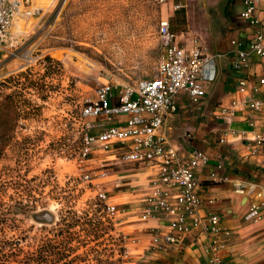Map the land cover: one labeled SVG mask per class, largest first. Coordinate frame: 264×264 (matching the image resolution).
I'll return each mask as SVG.
<instances>
[{"label": "rangeland", "instance_id": "1", "mask_svg": "<svg viewBox=\"0 0 264 264\" xmlns=\"http://www.w3.org/2000/svg\"><path fill=\"white\" fill-rule=\"evenodd\" d=\"M169 1L68 0L11 30L9 51L0 52V245L17 256L9 264H36L42 244L47 264H152L136 216L111 221L97 188L79 179L76 157L93 121L80 119V109L106 76L134 83L156 75L162 18L172 16L184 44L198 37L211 53L219 41L209 32L222 28L213 21L224 16V0H184L188 26ZM130 167H113L119 183L102 189L127 210L141 188L128 184L139 179Z\"/></svg>", "mask_w": 264, "mask_h": 264}, {"label": "built area", "instance_id": "2", "mask_svg": "<svg viewBox=\"0 0 264 264\" xmlns=\"http://www.w3.org/2000/svg\"><path fill=\"white\" fill-rule=\"evenodd\" d=\"M67 1L0 0V52L9 51L3 44L12 38L11 30L19 21L28 23L46 12L52 14ZM244 5L241 18L256 28V33L247 45L232 41L235 51L231 66L235 72L250 73L258 61L261 72L254 82L238 78L237 94L219 103L211 120L229 121L218 130L219 144L238 147L243 159H261L264 163V33L258 15L264 9V0H244ZM158 33L163 53L154 77L127 83L108 75L95 96L81 107L80 119L90 118L96 123H87L81 135L76 157L78 177L97 188V198L104 203L102 210L114 222L128 213L126 204L115 203L111 191L102 189L107 183L118 185L119 177L110 173L113 167L131 166L147 188L144 213L167 222L168 231L160 238L164 248L177 247L197 235L207 264H231L222 239L231 233L223 230L217 214L207 213L202 206L198 176L209 167L210 158L199 149L183 153L166 135L168 119L181 110L179 95L187 94L198 112L206 110L205 85L215 82L217 59L222 55L208 52L198 37L189 45L178 41L168 17L161 19ZM237 122L245 123L247 129L234 128ZM213 168L211 181L229 180L222 174V160L217 159ZM232 185L235 192L249 199L245 221H263L264 188L243 179L232 180Z\"/></svg>", "mask_w": 264, "mask_h": 264}, {"label": "crops", "instance_id": "3", "mask_svg": "<svg viewBox=\"0 0 264 264\" xmlns=\"http://www.w3.org/2000/svg\"><path fill=\"white\" fill-rule=\"evenodd\" d=\"M177 1L178 3L175 4ZM183 2L184 0L169 1L171 6L174 5L172 11L174 17L179 10L184 11L180 26H188L190 23L186 10L188 5ZM176 6L180 8L175 9ZM219 8L224 9V16L218 19V22H213L222 28L215 34L212 31L209 34L212 39L219 38L216 44L213 42L211 53L220 54L222 57L217 59L215 82L205 85L206 110L198 112L191 105L187 94L179 95L178 104L181 110L168 119L166 135L169 142L179 147L183 153L199 149L210 158L211 164L198 176L201 182L200 195L204 210L207 213L217 214L221 219L223 230L231 233L229 237L225 235L222 237L228 262L231 264H264V220L263 224L258 225L245 221L249 199L235 192L232 185V180L243 179L264 188V163L261 159L245 160L238 147L219 144L218 130L224 129L229 121L218 123L211 120L215 107L237 94L238 78L246 77L248 81L254 82L261 72L258 61L254 63L250 73L235 72L231 66L235 51L232 41L236 40L244 45L249 44L255 36L256 28L251 27L241 18V13L245 8L244 0H224ZM258 15L261 20V30L264 33L263 8ZM171 31L178 41H182L183 33L180 35L174 32L172 26ZM117 123L124 124L122 121H117ZM234 128L246 130L247 125L237 122ZM217 159L223 161L222 174L229 178L228 181L213 182L209 179V174L214 169L213 165L216 164ZM128 171L133 173L130 176L137 177L135 171L131 169ZM135 181H128V184L134 183L137 187L136 191L141 188L140 192L134 195L137 198L135 207L128 211L129 215L134 214L140 223L139 232L145 235L143 238L150 240L147 242L146 257L152 260V264H207L197 235L188 237L182 245L173 248L166 249L160 244L161 236L168 231L167 222L163 217L147 216L144 213L147 188L143 187L144 180L135 179Z\"/></svg>", "mask_w": 264, "mask_h": 264}, {"label": "trees", "instance_id": "4", "mask_svg": "<svg viewBox=\"0 0 264 264\" xmlns=\"http://www.w3.org/2000/svg\"><path fill=\"white\" fill-rule=\"evenodd\" d=\"M7 213L1 212L0 213V230L1 227L4 225V223L7 220ZM6 244L8 241H5ZM12 248H14L12 246ZM6 249L3 248V245H0V264H9L10 261H13V258L17 259V256L15 257L13 253V249H11L10 252H6ZM12 257V258H11ZM11 259V260H10ZM36 264H47V251L44 244L40 245L38 252H37V258H36Z\"/></svg>", "mask_w": 264, "mask_h": 264}, {"label": "bare ground", "instance_id": "5", "mask_svg": "<svg viewBox=\"0 0 264 264\" xmlns=\"http://www.w3.org/2000/svg\"><path fill=\"white\" fill-rule=\"evenodd\" d=\"M59 56L61 57L62 55L60 54Z\"/></svg>", "mask_w": 264, "mask_h": 264}]
</instances>
